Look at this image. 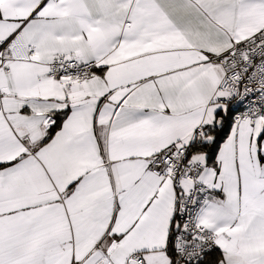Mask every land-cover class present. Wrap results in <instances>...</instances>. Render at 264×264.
<instances>
[{
  "label": "snow or ice",
  "instance_id": "snow-or-ice-1",
  "mask_svg": "<svg viewBox=\"0 0 264 264\" xmlns=\"http://www.w3.org/2000/svg\"><path fill=\"white\" fill-rule=\"evenodd\" d=\"M0 264H264V0H0Z\"/></svg>",
  "mask_w": 264,
  "mask_h": 264
}]
</instances>
